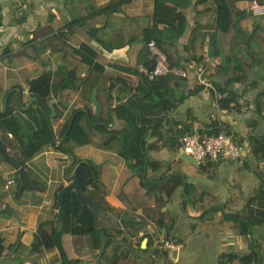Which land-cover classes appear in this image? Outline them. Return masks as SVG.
<instances>
[{"label":"crops","instance_id":"1","mask_svg":"<svg viewBox=\"0 0 264 264\" xmlns=\"http://www.w3.org/2000/svg\"><path fill=\"white\" fill-rule=\"evenodd\" d=\"M107 1L95 0L98 6ZM234 1L246 12L243 28L252 30L256 23L264 24V16L247 13L254 0ZM71 2L1 1L0 86L9 89L10 94L16 93L11 104L16 112L36 103L51 116H57L58 119L52 118L57 145L64 139L62 126L57 121L64 124L81 103L78 97L61 99L63 52H55L49 64L43 66L27 50L36 42L68 30L65 25L72 19ZM174 3L179 4L178 11L187 18L177 49L189 72L186 87L194 92L176 108L165 111L164 116L161 114L162 121L159 117H149L162 125L155 132L151 130L146 139L144 163L135 159L129 164L116 149L69 144L65 152L48 145L22 165L20 142L10 133L6 135L7 141L2 138L8 152L25 168L30 185L20 189L19 168L6 160L0 150V239L4 246L0 264H236L231 259L228 261V254L246 255L253 251L259 254L260 263L251 264H264V177L250 139L251 136L264 138V118L255 111L256 95L264 90V70L254 67L249 72L250 85L233 87L238 93V109L221 108L217 96L198 85L197 72L204 67L206 77L219 83L228 76L218 71L220 57L209 54L211 34L229 26L228 8L221 0H165L167 6ZM155 5L156 0H130L106 16L98 13L94 23L87 21L78 25L101 28L111 16L147 19L129 27L122 22L113 25L110 34L115 36L111 42L127 38L128 33L135 41L112 51L98 43L94 46L73 29L75 26L72 27L74 36L102 50L108 77L137 81L138 75L133 69L139 71L145 65L148 48L141 40L142 31L144 26H153ZM84 11H91L90 6H84ZM167 27L164 23L158 25L160 30ZM8 47L13 50L6 52ZM87 69L85 65L83 75ZM44 73L49 80V93L38 98L33 95L35 84L43 77L35 82L32 93H29L30 81ZM126 87L122 82L116 83L109 98L112 106L126 100ZM164 90L170 92L172 87ZM182 90L175 89L179 95ZM32 97L38 101L25 109ZM7 102L8 99L0 107L2 112ZM92 105L95 111L93 101ZM112 124L116 129L125 127V122L117 118ZM186 128L191 132L183 131ZM212 128L236 136L242 147L239 160L206 159L198 165L180 152V140L185 133L209 134ZM75 157L81 161L77 165H83L91 177L82 191L98 204V215L90 204L83 205L76 192L71 191L64 197V213L59 219L58 192L74 179L77 165L69 168ZM11 179L15 182L6 189L5 184ZM6 205L18 216L8 212ZM55 216L58 244L41 254L32 249L38 227ZM92 228L95 231L91 232ZM163 240H170L175 247L165 249Z\"/></svg>","mask_w":264,"mask_h":264},{"label":"trees","instance_id":"2","mask_svg":"<svg viewBox=\"0 0 264 264\" xmlns=\"http://www.w3.org/2000/svg\"><path fill=\"white\" fill-rule=\"evenodd\" d=\"M127 1L130 0H108L105 4L98 6L95 0H72V7L69 8L72 19L65 25L68 30L60 31L28 47L29 56L43 66L49 64L50 57L55 52H63L65 63L60 67L64 76L60 85L61 99L66 101L78 97L81 103V107L72 110L64 124L61 125L57 121V125L62 126L64 137L59 145H57L56 133L52 125V118L58 119L57 116H51L36 103L26 110L20 108L16 112L11 106L16 93L10 94L9 89L0 86V107L8 99L6 110L4 112L0 110V133L5 141H7L6 135L8 136L10 133L20 142L18 148L21 153L20 162L22 165L48 145L57 146L58 149L65 152L68 150L69 144L116 149L129 164L135 159H138L142 164L145 161L148 135L151 130L155 132V129L162 125V123H154L149 117H159V121H162L165 111L176 108L194 92L186 87V80L189 76L187 78L166 76L150 80L144 73L133 69L138 75L137 81L130 82L128 77L110 78L105 74L107 60L104 58L102 50L80 42L74 36L72 27L82 25L87 21L94 23L98 13L103 12L102 15L106 16L118 5ZM256 1L264 3V0ZM221 2L228 8L229 26L226 30L217 29L215 33L211 34L209 54L220 57L218 71L229 76L223 83L210 80L215 86L217 95L220 94L219 97L217 96L219 106L227 110H236L238 109V93L233 87L236 84L243 86L251 84L248 80L246 66L264 70V24L259 22L252 30H246L242 26L246 12L240 9L234 0H221ZM86 5L90 6L91 11H84ZM178 5V3H174V6H167L165 0H156L154 24L152 27L150 25L143 27L141 40L146 44L154 40L158 47L166 53L171 66H180L188 70L185 62L180 59L177 49L178 39L184 34L187 26V18L178 11ZM146 21V18L126 20L111 16L103 27L90 28L88 33L100 46L112 51L114 48L135 41L133 35L128 33L127 38H120V41L113 43L115 33L110 34L113 25L122 22L129 27V25L134 26ZM159 23H164L168 27L160 30ZM12 50L11 47L6 48V52ZM148 54L147 49L144 66L151 68L153 61L149 59ZM195 59L198 61L197 57ZM85 65L88 66V69L83 75ZM129 70L131 71V69ZM108 81L110 84L107 85ZM118 82L126 84L127 98L124 101L119 100L121 101L119 104L112 106L109 98L112 95V89ZM166 87H172V90L165 91ZM176 87L183 88L180 95L176 93ZM95 89L98 100L102 104L100 115L95 113L91 100ZM210 91L216 95L214 91ZM48 93L49 80L43 77L36 82L33 95L41 98L47 96ZM255 104L256 113L264 118V90L256 95ZM161 114L163 115L160 116ZM115 118L124 121L125 127L122 129L112 128ZM220 130V128H212L208 130V133L218 134ZM183 131H190V129L186 128ZM250 139L256 159L262 164L260 174L264 177V138L251 136ZM80 162L75 157L69 169L74 168ZM90 180L91 177L88 176L82 184V190ZM56 219L55 216L39 225L32 249L46 254L57 246L59 230L56 226ZM93 231L95 228L91 229V232ZM3 250L4 246L0 239V254ZM227 257L228 261L231 259V263L236 264L260 263V256L255 251L246 255L228 254Z\"/></svg>","mask_w":264,"mask_h":264},{"label":"built area","instance_id":"3","mask_svg":"<svg viewBox=\"0 0 264 264\" xmlns=\"http://www.w3.org/2000/svg\"><path fill=\"white\" fill-rule=\"evenodd\" d=\"M0 0V14H1ZM247 13L252 16H264V3L256 0L252 1L247 9ZM149 51L148 57L153 61L152 67L140 66L139 72L144 73L150 80L159 77L177 76L187 78L189 72L180 66H171L166 53H164L154 40L147 43ZM204 67H200L197 72V83L201 88H207L215 92L216 89L210 79L206 77ZM134 82V80H132ZM180 152L190 157L196 164L201 165L206 159L212 161H235L242 157V147L233 133L200 134L199 132L185 133L180 140ZM15 180H8L5 184L9 189ZM165 249H173L175 246L170 240H163Z\"/></svg>","mask_w":264,"mask_h":264},{"label":"water","instance_id":"4","mask_svg":"<svg viewBox=\"0 0 264 264\" xmlns=\"http://www.w3.org/2000/svg\"><path fill=\"white\" fill-rule=\"evenodd\" d=\"M91 27V25H85V26H75L73 29L79 33L80 35H82L84 38H86V40H88L89 42H91L94 46H98L97 42L92 40L90 35L88 34L87 30ZM45 73L40 75L37 78H34L30 81V90L29 93L33 92L34 89V84L35 82L44 77ZM37 102V98L36 97H32V99L30 100L28 106H25L24 108H28L32 102ZM92 101L95 105V113L97 115H100L101 109H102V105L100 103V101L98 100L97 97V91L94 90L93 95H92ZM1 131V129H0ZM0 150L4 153V157L6 160H9L11 162H13V164L19 168V173H20V179H21V188L23 189L25 185H30V181L28 180L26 174H25V168L21 167L19 162L16 160V158L14 156H12L8 150H7V144L5 143V141L2 139V136L0 135ZM187 158H189L190 160H192L190 157L187 156ZM91 164L95 165L94 162L92 160H88ZM193 161V160H192ZM96 166V165H95ZM88 178V173H87V169L83 166V165H77L74 169V179L69 182L68 184H66L59 192H58V201H57V209H58V218L60 219L62 214L64 213V197L66 194H68L71 191H75L77 194V198L78 200L83 204H90L93 209L94 212L96 214V216L98 215V211H99V206L98 204L89 196H87L86 194L83 193L82 191V184L84 181H86ZM5 209L14 214L15 216H18L16 211L10 206V205H6Z\"/></svg>","mask_w":264,"mask_h":264},{"label":"rangeland","instance_id":"5","mask_svg":"<svg viewBox=\"0 0 264 264\" xmlns=\"http://www.w3.org/2000/svg\"><path fill=\"white\" fill-rule=\"evenodd\" d=\"M247 61V60H246ZM252 69L253 68H250V66H246V72H247V75H248V77H249V81H251L252 80V78L250 77V75H249V72L250 71H252ZM232 74V73H231ZM229 76V75H228ZM218 96V95H217ZM219 97V96H218ZM85 161H87V158L85 159ZM28 192V191H27Z\"/></svg>","mask_w":264,"mask_h":264}]
</instances>
